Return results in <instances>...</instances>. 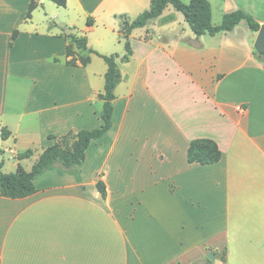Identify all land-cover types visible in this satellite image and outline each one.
<instances>
[{
	"label": "crops",
	"instance_id": "crops-1",
	"mask_svg": "<svg viewBox=\"0 0 264 264\" xmlns=\"http://www.w3.org/2000/svg\"><path fill=\"white\" fill-rule=\"evenodd\" d=\"M151 1L66 0L59 7L0 0L2 173L29 172L55 143L50 135L102 124L98 96L107 66L76 47L90 63L68 66L66 36L117 55L121 74L112 127L91 142L78 176L56 168L34 180L31 196L0 195V264H206L208 254L212 264L264 263V57L258 61L251 45L257 33L242 22L232 33L196 38L168 6L131 31L132 55L123 62L119 17L133 20ZM207 1L215 26L237 10L264 26V0ZM197 139L214 141L221 159L189 164ZM27 150L31 156L20 160Z\"/></svg>",
	"mask_w": 264,
	"mask_h": 264
},
{
	"label": "trees",
	"instance_id": "trees-1",
	"mask_svg": "<svg viewBox=\"0 0 264 264\" xmlns=\"http://www.w3.org/2000/svg\"><path fill=\"white\" fill-rule=\"evenodd\" d=\"M55 3L59 7L66 6V0H48ZM36 4L31 3L28 8L27 17H30L32 10ZM172 6L177 12H180L185 23L188 25L196 38L204 35L215 36L220 33H232L234 30L245 22L250 32L257 33L261 26L253 19L249 12L237 10L222 17L219 25H213L211 20V6L207 0H190L187 4L181 0H152L149 9L142 12L135 19L130 20L126 16H120L122 22L121 35L125 44V55L122 57L123 62H127L132 55V50L128 37L132 30L142 28L148 22L157 19L168 7ZM93 20H87V26H92ZM15 37V34L13 35ZM71 40L66 46V64L70 67H77V61L85 67L90 63V56H82L79 59L75 58V51L72 44L79 50H87L89 54H94L100 57L107 66V71L104 75V91L98 96L102 101L100 118L102 124L94 130L70 131L65 136L56 139L54 136H49V139L56 140L52 146L44 149L38 159L33 164L29 172H24L20 167L14 173L5 174L0 171V195L8 199H22L31 196L36 192L34 180L52 169H61L68 173L78 176L77 169L85 160V152L91 142L101 139L112 127V101L114 100V90L121 81L120 70L117 65V55H100L93 50L88 49L87 40L85 37L78 38L72 34L66 36ZM258 61H261V56L255 51L253 53ZM8 132L5 129L1 130V136L6 139ZM67 141H72L69 146ZM32 154L31 150H27L19 156V159L29 158ZM221 151L217 144L209 139L193 140L187 151V160L189 164L211 165L217 163L221 159ZM96 188L102 197L106 195L105 185L98 180ZM206 264H212L206 260Z\"/></svg>",
	"mask_w": 264,
	"mask_h": 264
},
{
	"label": "water",
	"instance_id": "water-1",
	"mask_svg": "<svg viewBox=\"0 0 264 264\" xmlns=\"http://www.w3.org/2000/svg\"><path fill=\"white\" fill-rule=\"evenodd\" d=\"M66 33H70V30H68V32ZM253 47L258 55L264 57V26H261L260 30L257 32V36ZM207 259L210 262H214V254H208Z\"/></svg>",
	"mask_w": 264,
	"mask_h": 264
},
{
	"label": "rangeland",
	"instance_id": "rangeland-1",
	"mask_svg": "<svg viewBox=\"0 0 264 264\" xmlns=\"http://www.w3.org/2000/svg\"><path fill=\"white\" fill-rule=\"evenodd\" d=\"M185 4H187V3H185ZM171 9H173V8H171ZM255 39V38H254ZM254 39H251V45H252V47H253V44H254ZM72 47H73V49H74V51H75V46L72 44ZM82 56H85V54H81V53H77L76 51H75V57H78V58H80V57H82ZM77 58V59H78ZM67 144L69 145V146H71V144H73V142L72 141H67ZM9 155H11V154H9L7 151H6V153H5V156L6 157H9ZM231 264H247V263H241V262H238V261H233V263H231ZM248 264H261V263H248ZM262 264H264V263H262Z\"/></svg>",
	"mask_w": 264,
	"mask_h": 264
},
{
	"label": "built area",
	"instance_id": "built-area-1",
	"mask_svg": "<svg viewBox=\"0 0 264 264\" xmlns=\"http://www.w3.org/2000/svg\"><path fill=\"white\" fill-rule=\"evenodd\" d=\"M239 110H242V108L240 107ZM11 154H14L12 151L10 152Z\"/></svg>",
	"mask_w": 264,
	"mask_h": 264
}]
</instances>
